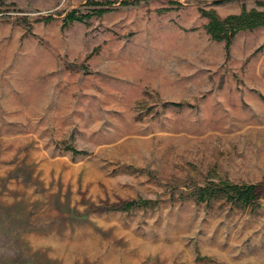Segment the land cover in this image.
Returning <instances> with one entry per match:
<instances>
[{
  "label": "rangeland",
  "instance_id": "obj_1",
  "mask_svg": "<svg viewBox=\"0 0 264 264\" xmlns=\"http://www.w3.org/2000/svg\"><path fill=\"white\" fill-rule=\"evenodd\" d=\"M243 9L0 0V264H264V26L208 31Z\"/></svg>",
  "mask_w": 264,
  "mask_h": 264
},
{
  "label": "trees",
  "instance_id": "obj_2",
  "mask_svg": "<svg viewBox=\"0 0 264 264\" xmlns=\"http://www.w3.org/2000/svg\"><path fill=\"white\" fill-rule=\"evenodd\" d=\"M101 9L99 12H104ZM88 15V14H87ZM87 15H80L76 11H71L67 14V21H80L87 17ZM264 26V10L260 11L257 9H243L240 14L229 15L223 20L213 18L209 24L208 31L211 36L216 40H225L227 46L230 45L234 35L241 30L252 29L255 27ZM230 195L234 199H239L246 203H250L253 199L258 196V184L238 185L229 182L223 184ZM216 186L204 187L201 189V197L208 195V191L211 194L215 193Z\"/></svg>",
  "mask_w": 264,
  "mask_h": 264
}]
</instances>
